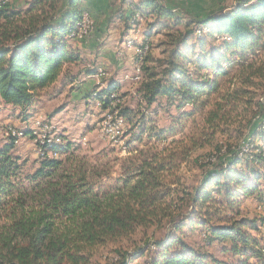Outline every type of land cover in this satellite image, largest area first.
<instances>
[{
  "label": "trees",
  "instance_id": "trees-1",
  "mask_svg": "<svg viewBox=\"0 0 264 264\" xmlns=\"http://www.w3.org/2000/svg\"><path fill=\"white\" fill-rule=\"evenodd\" d=\"M116 2L129 28L133 19L140 17L153 22L151 31L159 25L161 30H176L167 34V44L173 47L167 58L151 56L150 34L141 45H148L149 50L138 92L148 106L159 99L201 111L211 105V124L227 117L223 112L226 106L211 103L212 96L223 93L226 105L246 109L257 106L264 114V105H254L249 91L260 83L264 87V0H236L228 12L221 10L186 22L161 0H111V4ZM83 5L84 0H68L65 4L64 0H31L22 10L0 2V101L26 110L36 104L43 91L64 77L70 78L67 67L83 61L69 42L87 13ZM195 26L202 32L208 29L207 38L214 43L218 37L226 40L208 51V42L198 38L200 55L192 59L189 54L193 49L187 55L180 46L187 45L195 35ZM234 68H239L236 78L248 90L221 92L219 81L228 78ZM118 93L119 86L111 83L97 94L103 109H112L113 96ZM127 111L123 109L121 114ZM251 135L264 143L260 126ZM189 141L191 144L187 140L173 142L155 155L154 164L140 168L133 180L114 192L95 188L82 169H66L62 160L48 158L30 178L33 188L28 191L14 180L19 171L9 154L14 142L6 145L0 149V210L6 220L0 233V264H89L95 248L138 227L152 226L166 229V233L158 239L154 231L143 247L120 253L113 264H128L137 255L147 258L144 264H250L252 260L264 264V242L257 236L263 220L237 219L241 200L254 198L264 205V146H257L252 138L249 143L254 145V153L229 145L223 154L219 148L212 168L200 183L179 188V198L174 200L175 190L159 189L175 161L187 162L198 146L195 140ZM71 148L72 144L66 143L50 149L65 154ZM219 206L232 211V217L214 222L221 215ZM200 226L210 247L214 242L228 243L229 248H223V252L237 260H220L189 246L185 230Z\"/></svg>",
  "mask_w": 264,
  "mask_h": 264
},
{
  "label": "rangeland",
  "instance_id": "rangeland-1",
  "mask_svg": "<svg viewBox=\"0 0 264 264\" xmlns=\"http://www.w3.org/2000/svg\"><path fill=\"white\" fill-rule=\"evenodd\" d=\"M2 1L11 4L13 8L26 10L31 0H0ZM67 1L64 0V4ZM161 1L175 10L185 22L190 18L204 19L221 10L228 12L236 4V0ZM119 5L118 2L111 4V0H84L83 6L87 13L83 20L87 18L93 21L94 28L86 34L69 36L73 50L83 58L77 65L67 67L70 78L64 77L43 91L36 104L26 110L0 101V149L14 142L9 151L19 166L14 180L20 182L28 191L33 188L30 178L41 168L46 158L62 160L66 169H82L88 182L95 188H101L103 192H114L125 182L133 180L134 174L140 168L146 164H154L155 155L173 142L187 140L191 144L189 140H195L198 146L192 151L188 161H175L176 167L174 166L170 174H165L167 179L159 189L170 187L175 190L173 198L177 200L179 188H192L200 183L204 173L212 168L211 162L215 161L219 148H222L223 154L229 145L233 149L239 147L237 150L242 152L254 153V145L249 143L252 138L257 146H264L261 138L251 135L258 126L264 131V114L261 110L257 106L246 109L243 106L233 108L230 103L226 105L227 102L222 98L223 93L212 96L211 103L226 106L223 112L227 113V117L211 124H208L209 112L214 108L211 105L201 111L190 105L178 107L179 104L171 105L166 100L159 99L148 106L138 92L143 78V64L138 62L137 51L144 43L146 35L150 34L151 56L155 59L167 58L173 48L167 44L170 40L167 34L176 30H161L162 26L159 25L155 31H151L150 24L153 22L140 17L133 19L129 28L128 23L121 18ZM123 9L128 11L126 6ZM192 28H196L195 35L191 36L187 45L180 46L181 52L185 54L193 49L189 54L192 59L200 55L196 42L198 38L208 42V51L213 46L222 45L226 40L225 37H218L214 43L213 39L207 38L208 29L202 32L196 26ZM179 30L183 32L184 27ZM191 68L189 67L190 70ZM238 70L239 68H234L228 78L219 81L221 92L247 89L236 78ZM203 74H206L205 71ZM137 77L140 79L137 80ZM212 78L211 75L210 79ZM111 83L119 86V93L115 94L118 100L111 104L112 109L105 110L97 94ZM249 91L252 92L254 105L258 102L264 105L263 84L249 88ZM123 109L128 110L124 115L121 114ZM28 132L31 134H27ZM66 143H71L72 148L65 154L50 149L51 144ZM217 208L221 215L214 218V222L225 216L232 217V211L225 206ZM211 209L213 212L216 210L215 207ZM1 211L0 233L6 224ZM237 212L240 213L237 219L247 218L258 223L263 220L262 231L257 236L264 242V205L254 198L244 199L241 200ZM156 230L153 226L138 227L126 236L95 248L90 255L89 264L117 262L120 253H133L143 247L145 240L154 231L158 239L166 233V229ZM184 237L189 246L202 253L212 254L229 262L237 260L223 252V248H229L228 243L214 242L210 247L202 226L194 231L185 230ZM146 260V257L137 255L128 264H144ZM250 264L257 263L252 260Z\"/></svg>",
  "mask_w": 264,
  "mask_h": 264
},
{
  "label": "built area",
  "instance_id": "built-area-1",
  "mask_svg": "<svg viewBox=\"0 0 264 264\" xmlns=\"http://www.w3.org/2000/svg\"><path fill=\"white\" fill-rule=\"evenodd\" d=\"M85 25V26H84ZM93 28H94V23H93V21H91V20H89V19H87V18H84V20H83V25H82V27H81V30H76L75 32H74V36H76V35H80V34H86V33H88L89 32V30L90 31H92L93 30ZM145 51V46L144 47H142L141 49H139L138 51H137V57H138V62L140 63V61H141V56L143 55V52ZM136 79V78H135ZM118 100V96L117 95H115L114 94V102H116Z\"/></svg>",
  "mask_w": 264,
  "mask_h": 264
},
{
  "label": "bare ground",
  "instance_id": "bare-ground-1",
  "mask_svg": "<svg viewBox=\"0 0 264 264\" xmlns=\"http://www.w3.org/2000/svg\"><path fill=\"white\" fill-rule=\"evenodd\" d=\"M82 23H83V22H82ZM82 25H83V24L80 25V28H79L78 30H81ZM143 45H144V44H143ZM142 47H143V46H142ZM142 47H140V49H141ZM148 50H149V46L146 45V46H145V51L143 52V55L141 56V61H140V63L143 64L144 57H145L146 54L148 53ZM102 72H103V71H102ZM138 79H140V77H137V80H138ZM113 98H114V96H113ZM110 119H111V118H110ZM113 121H114V120H113ZM33 131H34V130H33ZM35 134H36V133H35ZM37 135H38V133H37ZM43 135H44V134H43ZM19 136H20V135H19ZM55 137H56V136H55ZM53 138H54V137H53ZM53 138H52V139H53ZM55 139H56V138H55ZM58 139H59V138H58ZM61 139H62V138H61ZM52 141H53V140H52ZM43 142H44V141H43ZM54 142H55V141H54ZM54 142H53V143H54ZM45 143H46V142H45ZM45 143H44V144H45ZM51 145L53 146V145H56V144H51ZM51 145H48V146H51ZM45 146H46V145H45ZM40 147H42V146H40ZM46 147H47V146H46ZM48 148H49V147H48ZM41 149H44V148H41ZM45 149H46V148H45ZM47 150H49V149H47ZM53 153H54V152H53ZM45 154H46V153H45ZM51 155H52V153H51ZM57 155H58V154H57ZM46 156H47V154H46ZM42 157H43V156H42Z\"/></svg>",
  "mask_w": 264,
  "mask_h": 264
},
{
  "label": "crops",
  "instance_id": "crops-1",
  "mask_svg": "<svg viewBox=\"0 0 264 264\" xmlns=\"http://www.w3.org/2000/svg\"><path fill=\"white\" fill-rule=\"evenodd\" d=\"M89 77V76H88Z\"/></svg>",
  "mask_w": 264,
  "mask_h": 264
}]
</instances>
